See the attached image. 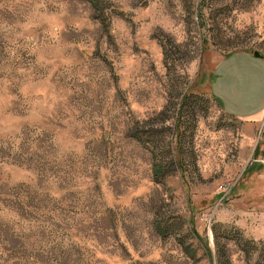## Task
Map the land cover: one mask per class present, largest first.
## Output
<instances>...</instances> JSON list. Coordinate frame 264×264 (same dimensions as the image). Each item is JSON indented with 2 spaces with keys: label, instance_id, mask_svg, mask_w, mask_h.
<instances>
[{
  "label": "rangeland",
  "instance_id": "obj_1",
  "mask_svg": "<svg viewBox=\"0 0 264 264\" xmlns=\"http://www.w3.org/2000/svg\"><path fill=\"white\" fill-rule=\"evenodd\" d=\"M99 4L0 0V264H264V0Z\"/></svg>",
  "mask_w": 264,
  "mask_h": 264
},
{
  "label": "crops",
  "instance_id": "obj_2",
  "mask_svg": "<svg viewBox=\"0 0 264 264\" xmlns=\"http://www.w3.org/2000/svg\"><path fill=\"white\" fill-rule=\"evenodd\" d=\"M245 56V55H244ZM246 57H249L246 55ZM263 59V63H264V56L262 57ZM235 64V63H233ZM228 66H225V68ZM224 68L223 73H229L226 71V69ZM221 85L223 86V88L228 89V90H232L233 89V85L230 82V80H224ZM233 91V90H232ZM217 96V95H216ZM220 96V95H218ZM217 96V97H218ZM221 97V96H220ZM219 98V97H218ZM220 99V98H219ZM221 100V99H220ZM221 105L224 108V104L222 103L221 100ZM225 109V108H224ZM227 110V109H226ZM230 113H232L233 115L240 117L242 119H245L247 122L251 123L253 122L254 124H261L263 123L262 121L264 120V104H262L258 110L256 111H250V113H239L238 111H234L232 109L229 110Z\"/></svg>",
  "mask_w": 264,
  "mask_h": 264
},
{
  "label": "trees",
  "instance_id": "obj_3",
  "mask_svg": "<svg viewBox=\"0 0 264 264\" xmlns=\"http://www.w3.org/2000/svg\"><path fill=\"white\" fill-rule=\"evenodd\" d=\"M87 1H90V2H92V4L95 6V8L96 9H100V4H99V0H87ZM187 100V98L185 97V98H183V102L184 101H186ZM255 162H258V164H261V165H263V163H261V162H259V161H256L255 160Z\"/></svg>",
  "mask_w": 264,
  "mask_h": 264
},
{
  "label": "water",
  "instance_id": "obj_4",
  "mask_svg": "<svg viewBox=\"0 0 264 264\" xmlns=\"http://www.w3.org/2000/svg\"><path fill=\"white\" fill-rule=\"evenodd\" d=\"M253 55H254L255 57L262 58L264 54H262V53L259 52V51H254V52H253Z\"/></svg>",
  "mask_w": 264,
  "mask_h": 264
},
{
  "label": "built area",
  "instance_id": "obj_5",
  "mask_svg": "<svg viewBox=\"0 0 264 264\" xmlns=\"http://www.w3.org/2000/svg\"><path fill=\"white\" fill-rule=\"evenodd\" d=\"M257 161L261 162V163H264V159H256Z\"/></svg>",
  "mask_w": 264,
  "mask_h": 264
}]
</instances>
